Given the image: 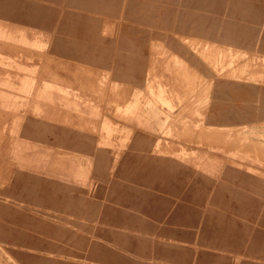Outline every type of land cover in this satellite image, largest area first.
Segmentation results:
<instances>
[{
    "label": "rangeland",
    "instance_id": "1",
    "mask_svg": "<svg viewBox=\"0 0 264 264\" xmlns=\"http://www.w3.org/2000/svg\"><path fill=\"white\" fill-rule=\"evenodd\" d=\"M0 264H264V0H0Z\"/></svg>",
    "mask_w": 264,
    "mask_h": 264
},
{
    "label": "bare ground",
    "instance_id": "2",
    "mask_svg": "<svg viewBox=\"0 0 264 264\" xmlns=\"http://www.w3.org/2000/svg\"><path fill=\"white\" fill-rule=\"evenodd\" d=\"M195 48V47H194ZM164 62V61H163ZM54 70V69H53ZM99 84V83H98ZM97 97V96H96ZM98 128V127H97ZM182 131V130H181Z\"/></svg>",
    "mask_w": 264,
    "mask_h": 264
}]
</instances>
